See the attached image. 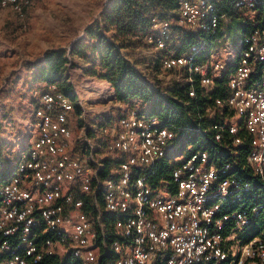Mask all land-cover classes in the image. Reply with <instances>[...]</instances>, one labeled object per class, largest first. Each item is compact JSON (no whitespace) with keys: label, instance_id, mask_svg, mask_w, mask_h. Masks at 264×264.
I'll list each match as a JSON object with an SVG mask.
<instances>
[{"label":"built area","instance_id":"built-area-1","mask_svg":"<svg viewBox=\"0 0 264 264\" xmlns=\"http://www.w3.org/2000/svg\"><path fill=\"white\" fill-rule=\"evenodd\" d=\"M230 2L239 10L264 4ZM31 5L0 0L21 20ZM226 17L210 0L180 1L181 25L216 32ZM153 21L158 31L147 41L165 49L170 23ZM196 50L165 57L163 70H183L186 81L212 89L238 57L228 95L216 100L232 111L214 125L216 140L224 131L236 146L248 138L247 165L264 187V28L203 62L195 60ZM77 103L83 109L82 99ZM75 104L59 84L47 85L34 109V140L0 179V264H264V237L247 236L259 208L228 204L251 189L228 173L231 163L219 168L207 151L170 154L176 132L134 109L101 128L117 164L105 172L87 125L75 138ZM166 158L177 161L172 177L157 179Z\"/></svg>","mask_w":264,"mask_h":264},{"label":"trees","instance_id":"trees-1","mask_svg":"<svg viewBox=\"0 0 264 264\" xmlns=\"http://www.w3.org/2000/svg\"><path fill=\"white\" fill-rule=\"evenodd\" d=\"M181 0H109L104 11L86 28V44L77 43L71 48L52 47L45 52L43 61L32 69L33 83L40 85L59 84L61 89L76 102V114L81 118L82 107L77 103L78 96L68 77L70 56L85 59L90 66L87 73L109 82L114 90L116 101L129 107L120 114L97 118L89 127L88 134L94 142H99L106 148L107 140L101 128L129 111L139 109L148 116L157 117L162 126L176 132L177 136L185 139L186 148L182 151L187 155L194 151H207L212 163L222 167L231 163L229 174L244 178L250 182L251 189L243 194L242 200L233 201L230 198V209L245 208L250 211L259 208L253 216L252 226L247 234L249 237H264V187L255 177L247 165L250 150L249 139L240 145H234V136L228 131L223 132L222 139L216 140L217 130L214 125L224 121L232 111L225 106L218 105V98L224 99L228 95L227 84L233 73L238 57L228 64V70L217 79L212 89L202 86L199 80L194 83L175 80L166 89L152 86L143 77L140 70L129 60L125 52L129 49L153 47L147 38L150 33L156 32L153 21H168L170 23V38L167 48L158 50V54L151 58L153 74L162 68V60L167 56H179L196 47L195 60L203 62L210 58L216 50L219 40L223 36L222 21L216 32H209L193 28H185L179 23ZM215 4L219 15H226L238 27L237 42L247 33L264 28V4L260 3L255 17L243 16L242 10L234 8L230 0H210ZM33 4V0H32ZM32 6V5H31ZM29 10V9H28ZM27 10V12H28ZM249 10V9H243ZM195 96H190V91ZM1 130V123H0ZM115 157V154L114 156ZM113 158H103L107 172ZM7 161L4 160L0 149V179L6 173ZM177 161L166 158L158 167L157 179H171V173ZM12 169V168H11ZM86 210L89 209L87 206ZM68 264V263H64Z\"/></svg>","mask_w":264,"mask_h":264},{"label":"rangeland","instance_id":"rangeland-1","mask_svg":"<svg viewBox=\"0 0 264 264\" xmlns=\"http://www.w3.org/2000/svg\"><path fill=\"white\" fill-rule=\"evenodd\" d=\"M108 3L109 0H33L25 20H21L11 10L0 6V52L6 55L11 54L12 63L15 65L23 58L40 56L49 47L61 46V48L69 49L77 43L86 44V28L99 17ZM242 14L253 18L256 11L242 10ZM185 28L192 27L185 25ZM193 29L196 28L193 27ZM221 29L223 36L218 42L216 52L221 49L226 50L227 41L233 42L240 36L237 24L232 19H223ZM125 53L143 77L154 87L166 89L175 80L184 81L186 78L184 71L179 69L168 72L158 68L153 74L151 58L159 53L156 48L146 46L135 50L129 49ZM70 58L71 63L68 65L67 72L69 81L78 98L83 102V117L75 116L71 121L75 138L78 140L84 126L87 125L89 128L97 118L120 114L129 105L116 101L115 90L109 82L86 72L90 64L85 63V59L72 56ZM0 84H3V80ZM21 92L23 91L15 90V92H7L8 95H6L1 88L0 104L5 103L6 108H10L11 105L8 106V104L11 100H15L18 102L17 106L22 104V108H19L20 114L29 109L33 110L35 104L31 102V99L23 97ZM30 96L31 94H28L29 98ZM17 125L22 130V127ZM93 143L98 160L113 158L114 154L108 152L99 142L93 141ZM186 145L185 139L180 135L177 136L170 154L175 153L176 156L183 158L182 151L185 150ZM116 165L113 163L112 167Z\"/></svg>","mask_w":264,"mask_h":264},{"label":"crops","instance_id":"crops-1","mask_svg":"<svg viewBox=\"0 0 264 264\" xmlns=\"http://www.w3.org/2000/svg\"><path fill=\"white\" fill-rule=\"evenodd\" d=\"M236 45L237 40H234L233 42L227 41L226 44L228 48H235ZM51 48L52 47L45 49L40 56L35 58L26 57L18 60L15 65L12 63L11 54L6 55L3 52H0V81L3 80V84H0V89L3 88L6 95L10 92H15V90H21L23 91L21 92L23 97L28 98L29 100L31 99V102L35 104L33 110L31 109L32 112L29 109L30 111L26 110L21 114L19 108H22V104L17 106L18 102L15 100H11V103L8 104V106L11 105L9 106L10 108H6L7 105L5 103L0 104V149L4 160L7 161V166H5L6 173H8L17 161L21 159L34 140V109L39 96L46 85L43 86L31 81L32 69L43 61L45 52ZM28 94H31L30 98L28 97ZM13 102L16 103L14 104ZM17 124L22 127V130Z\"/></svg>","mask_w":264,"mask_h":264}]
</instances>
